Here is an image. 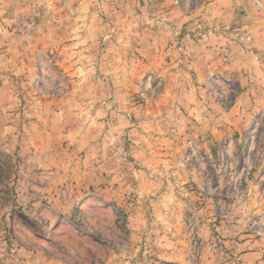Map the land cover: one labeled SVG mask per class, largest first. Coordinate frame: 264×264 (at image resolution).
<instances>
[{
	"label": "rangeland",
	"instance_id": "374dc122",
	"mask_svg": "<svg viewBox=\"0 0 264 264\" xmlns=\"http://www.w3.org/2000/svg\"><path fill=\"white\" fill-rule=\"evenodd\" d=\"M0 264H264V0H0Z\"/></svg>",
	"mask_w": 264,
	"mask_h": 264
}]
</instances>
